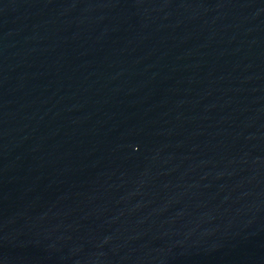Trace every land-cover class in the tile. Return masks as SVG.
<instances>
[{
    "label": "water",
    "instance_id": "obj_1",
    "mask_svg": "<svg viewBox=\"0 0 264 264\" xmlns=\"http://www.w3.org/2000/svg\"><path fill=\"white\" fill-rule=\"evenodd\" d=\"M0 264H264V0H0Z\"/></svg>",
    "mask_w": 264,
    "mask_h": 264
}]
</instances>
